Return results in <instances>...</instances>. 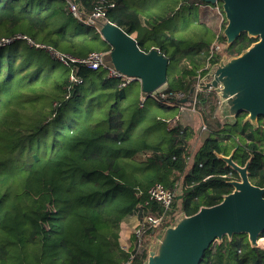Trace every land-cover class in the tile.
I'll list each match as a JSON object with an SVG mask.
<instances>
[{"label": "trees", "instance_id": "1", "mask_svg": "<svg viewBox=\"0 0 264 264\" xmlns=\"http://www.w3.org/2000/svg\"><path fill=\"white\" fill-rule=\"evenodd\" d=\"M73 1L80 20L59 0H0V39L23 37L0 46V264H124L130 251L119 245L122 220L163 214L148 198L152 185L177 194L161 229L232 192L228 182L238 173L221 155L233 153L241 166L249 162V182L264 188L263 116L254 125L245 112L225 120L210 90L196 94L194 109L204 126L199 134L178 111L190 100L215 36L205 23L207 9L198 5L209 4ZM94 12L104 14L98 21L135 34L139 50L154 49L167 58L160 88L185 97L172 99L173 106L147 99L140 107L139 82L119 89L106 69L59 61L54 55L83 60L94 52L110 60L100 22H83ZM257 39L241 33L223 55L237 56ZM219 59L213 56L203 72ZM196 136L199 148L190 154L186 147ZM146 254L131 264H142ZM199 263L264 264V248L252 247L244 233L223 236Z\"/></svg>", "mask_w": 264, "mask_h": 264}, {"label": "water", "instance_id": "2", "mask_svg": "<svg viewBox=\"0 0 264 264\" xmlns=\"http://www.w3.org/2000/svg\"><path fill=\"white\" fill-rule=\"evenodd\" d=\"M207 4L222 3L227 23L222 34L229 47L241 33L258 41L234 57L221 56L212 65L202 91H213L221 100L220 107L228 121L240 112L255 124L264 117V0H199ZM102 39L111 46L109 58L121 74L138 78L145 93L159 89L166 82L168 60L156 50L143 52L136 41L116 25L105 22L100 28ZM233 153L221 155L227 167L238 173L229 181L232 192L219 204L205 207L191 216L182 215L167 226L143 264H200L205 251L223 236L244 233L252 247H258L264 231V188L253 186L248 179L249 162H233Z\"/></svg>", "mask_w": 264, "mask_h": 264}, {"label": "built area", "instance_id": "3", "mask_svg": "<svg viewBox=\"0 0 264 264\" xmlns=\"http://www.w3.org/2000/svg\"><path fill=\"white\" fill-rule=\"evenodd\" d=\"M61 2H65L67 10L75 17L80 20V16L82 15L79 11V7L77 4L74 3L73 0H59ZM104 16V14H101L99 12H94L92 15L87 16L83 19V22L85 23H92L96 24L98 18L102 19L101 17ZM95 22V23H94ZM220 32L217 33L215 36V41L210 45L209 47V54L207 59V64L204 68L197 71V81L194 84L192 95L191 93L187 98H190L188 102L189 104L180 105L178 108L180 117L183 119L186 117V114L188 112L185 111L186 107H191L192 111H194L195 104H196V98L197 93L200 90L201 83L205 80V75L208 71L203 72V70H207L209 67L210 59L213 58L216 54L221 56L223 55L224 49H225V42L222 41L220 38ZM223 35V34H221ZM23 37L16 36L11 37L9 39L2 38L0 39V46L8 45L10 42L14 40L21 39ZM54 54V53H53ZM59 61L63 62L64 65H68L67 59H69L71 62H79L84 65H87L89 68L93 70L97 69H106L107 71V78L116 79L119 81V89H123L124 87L128 86L132 82H139L141 84V81L138 78L130 77L125 74H121L118 70H116L113 65L111 64L110 60L106 58V53H91L85 59L78 60L71 58L69 56L63 57L60 55H54ZM220 60V59H219ZM71 79L76 83H81L80 80L75 79L73 76ZM140 98V104L139 106L142 107L143 104L146 102L147 99H154L159 104H163L166 106H173L172 99H178L184 98L185 95L182 93L173 95L171 93H165L161 88L157 89L150 93H141ZM201 128H204V126H201ZM187 148V147H186ZM187 150V149H186ZM193 151H189L191 154ZM179 190V187L177 188ZM176 192L172 191L170 189L165 188L164 186L160 184H154L148 189V198L149 200L155 201L156 203L160 204L162 208H164L163 214L161 216H153V215H145V218H143L138 224L136 225L135 229L132 231V243L130 244L129 240H126V242L120 244V247L124 251H130L128 255V259L124 264H131L132 261L136 258V256L141 255L144 251L147 252L146 255L150 251H152L156 246L157 241H155V236L157 232L161 229V226L163 222H165L166 219L170 217V211H171V203L173 202L174 198L176 197ZM147 258V256H146ZM146 261V259L143 261V263ZM142 263V264H143Z\"/></svg>", "mask_w": 264, "mask_h": 264}, {"label": "rangeland", "instance_id": "4", "mask_svg": "<svg viewBox=\"0 0 264 264\" xmlns=\"http://www.w3.org/2000/svg\"><path fill=\"white\" fill-rule=\"evenodd\" d=\"M215 4V3H214ZM207 14H206V16H205V20H206V22L205 23H211L212 24V26H214L215 25V23L218 21L217 19L219 18V15H218V13H217V10H218V7L217 6H214L213 7V5H207ZM217 9V10H216ZM219 11V10H218ZM220 13V12H219ZM220 19H221V16H220ZM98 21V20H97ZM98 22H100V21H98ZM95 23V22H94ZM100 24H101V26H102V24H103V22H100ZM96 26H98V23H96ZM223 28V27H222ZM224 29V28H223ZM223 29H220L221 30V33H222V31H223ZM217 33V32H216ZM257 41H258V39H257ZM219 57H220V55H219ZM205 75V74H204ZM200 90H201V88H200ZM141 95V94H140ZM139 95V96H140ZM140 98H141V96H140ZM184 102V104H189L190 102H188V101H186V100H184L183 101ZM185 111L186 112H188L187 114H186V117L185 118H183V120L184 121H186V122H188V124L189 125H191L192 126V128H193V132H197L198 134H199V129H200V127H201V124L203 123V121H202V115L197 111V110H195L194 109V111H192V108L191 107H186L185 106ZM219 112H221V113H224V114H226L225 113V110L223 111V109L221 108V107H219ZM145 126H147V125H145ZM145 128V127H144ZM140 129H142V126H140V128H139V130ZM146 130H149L150 129V126H147L146 128H145ZM199 137L198 136H196V138H195V140L193 141V140H191V141H189L188 142V144H187V151L189 152V151H193V150H197L198 148H199ZM145 156H147L146 154H143V155H139L138 156V159L141 161V160H143L144 158H145ZM126 220L127 219H124V220H122V222H121V228H122V232H121V234L122 235H124V233L126 232V238H125V240L123 241V239L124 238H122V239H120L121 240V244L122 243H124V242H126V240H128L129 239V235L131 234V236H132V231L135 229V227H136V225L138 224V223H136L134 226H132L131 227V225H127L126 226ZM166 228V227H165ZM164 228V229H165ZM164 229H161L160 231H158L157 232V234H156V236H155V241H158L159 239H160V237H161V235L163 234V232H164ZM220 242V241H219ZM257 243H258V246L259 247H261V248H264V238H261V237H259L258 238V241H257Z\"/></svg>", "mask_w": 264, "mask_h": 264}, {"label": "crops", "instance_id": "5", "mask_svg": "<svg viewBox=\"0 0 264 264\" xmlns=\"http://www.w3.org/2000/svg\"><path fill=\"white\" fill-rule=\"evenodd\" d=\"M198 5L201 7V8H206L207 7V5H203V3H198ZM209 5H212V4H209ZM214 6H217L218 7V10H217V13H218V15H219V18L217 19L218 21L215 23V25L214 26H212L213 27V30H214V32H215V36L217 35V33H219L220 32V36H221V30L220 29H223L222 27H224V16L222 15V10L220 9V6H219V4L218 3H215L214 5H213V7ZM207 9V8H206ZM220 12V13H219ZM220 16H221V19H220ZM217 32V33H216ZM133 39H134V36H135V34H132V35H130ZM215 36H214V39H213V41L210 43V45L215 41ZM226 42V41H225ZM210 45H209V47H210ZM209 47H208V54H209ZM208 57V56H207ZM209 58V57H208ZM207 58V59H208ZM206 64H207V61H206V63H205V66H206ZM204 66V67H205ZM160 89V88H159ZM218 99H219V97H218ZM220 103H221V100H219V105H218V108H217V113H219L220 114V116L223 118V119H225V120H228L227 119V117L223 114V113H221V112H219V107H220ZM201 126H202V124H201ZM196 132V131H195ZM195 152V150H193V152L191 153V154H193ZM179 199V198H178ZM182 215H180L179 217H181ZM178 217V218H179ZM177 218V219H178ZM127 220H126V226L127 225H131V227L132 226H134L136 223H138L139 221H138V219L136 218V217H134V216H132V217H128V218H126ZM176 219V220H177ZM123 231V230H122ZM121 231V232H122ZM126 232L124 233V235H122L121 234V236H120V239H122V238H124L123 239V241L125 240V238H126ZM130 237H129V239L128 240H130V238H131V234L129 235ZM119 239V245L121 244V240ZM127 239V238H126Z\"/></svg>", "mask_w": 264, "mask_h": 264}]
</instances>
